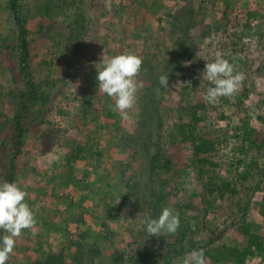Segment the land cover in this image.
I'll use <instances>...</instances> for the list:
<instances>
[{
	"label": "rangeland",
	"instance_id": "374dc122",
	"mask_svg": "<svg viewBox=\"0 0 264 264\" xmlns=\"http://www.w3.org/2000/svg\"><path fill=\"white\" fill-rule=\"evenodd\" d=\"M18 1L29 31L38 97L48 98V104L39 128L24 134L16 181L28 193L26 203L37 222L16 238L8 264H36L60 252L69 264L74 258L70 235L79 231L101 248L95 264H131L136 243L146 239L143 222L153 191L166 196L155 218L169 207L190 220L192 232L180 247L194 243L193 249L205 251L207 264H227L217 257L240 246L237 228L243 215L253 232L264 237V213L256 207L264 208V156L244 181L239 170L244 172L254 155L242 150L240 115L234 106L241 86H246L250 94L242 113L256 119L264 110V0ZM226 10L229 18L236 17L235 27L199 38L196 55L185 59L169 79V88L154 93L151 80L157 81L167 62L179 57L176 41L183 28L195 35L200 27L225 21ZM190 18L196 25L188 27ZM15 31L10 0H0L1 121L13 113ZM104 50L108 56L133 52L150 66V76L136 78L143 87L127 119L111 110L110 97L98 92L96 65ZM217 55L245 79L233 96L208 103L205 94L214 85L202 74ZM153 105L157 109L151 110ZM35 106L36 112L44 109L41 100ZM193 122L192 135L188 126ZM202 137L216 144L213 153L201 155L214 165L197 160L193 146ZM135 138L151 141L152 155L161 151L158 166H148L135 149ZM225 182L236 186L238 194L218 197L210 209L205 204L209 213L195 208L211 183ZM156 240L163 252L173 250L171 235L162 232ZM193 249L165 257L160 264H181ZM248 261L264 264L260 257Z\"/></svg>",
	"mask_w": 264,
	"mask_h": 264
},
{
	"label": "trees",
	"instance_id": "16d2710c",
	"mask_svg": "<svg viewBox=\"0 0 264 264\" xmlns=\"http://www.w3.org/2000/svg\"><path fill=\"white\" fill-rule=\"evenodd\" d=\"M11 12L14 17V23L16 26L15 37H14V49L16 50V61L12 66L13 71V82L15 84L14 92L12 96L13 113L12 115L6 116L3 121L0 120V168L3 172V182H13L16 183L18 170H19V160L22 157L24 147H25V133L28 129L33 127L39 128L40 123L44 120L45 108L48 104V98L43 95L38 97L37 85L34 80V75L32 67L30 64V58L32 56V46L29 42L28 36L29 31L26 25V20L22 14V8L18 0H10ZM229 7L226 9L228 10ZM226 10L224 13V20L221 23H216L213 25H205L200 27V29L195 35H191L190 29L184 27L182 34L177 38V46L179 47V57L176 60L168 61L165 66L166 73L169 79L172 78L178 70L182 68V64L185 59L192 58L196 55L197 40L212 34L214 30L226 32L230 27H235L236 17L229 18V12ZM194 12V9H193ZM192 20L187 19L186 24L189 26L196 25L192 23ZM140 75L150 76V66L143 61ZM157 76V75H156ZM151 88L154 93H157V89L161 90L163 87L159 84L158 80H151ZM242 91L236 95L235 108L239 110L240 115V126L239 133L237 136L243 141L242 150L247 153H252L254 156L251 162L244 166V172L239 174L242 179L247 181L250 170L254 166H258V162L264 156V128L258 125L264 123V110L262 114H259L256 119H254L249 113H242L244 99L248 98L250 94V89L246 86H241ZM41 100L44 109L39 112L34 110V106ZM159 101H156L158 103ZM36 107V106H35ZM144 111L147 107H144ZM157 109V105H153L151 110ZM143 111V112H144ZM153 118V115H152ZM196 119V118H195ZM144 120V118H143ZM195 122L188 126L190 134H195ZM262 125V124H261ZM37 130V129H36ZM38 132V130H37ZM41 132V131H39ZM152 134L149 133L150 139L153 140ZM199 143H194V152L197 156V160L200 164L204 165L206 163L214 165L212 161H208L206 157H201L202 154H209L216 150L215 142H212L208 138L198 139ZM133 142L138 143L135 148L138 153H142L143 158L147 160L148 166L150 168L158 166L160 161L161 151H156L152 155V149L150 148V143L143 142L137 138ZM134 146V145H133ZM140 148V151L139 149ZM243 162V161H242ZM157 163V164H156ZM238 188L232 186L230 182H225L221 184L211 183L210 187L206 188V191L202 192L203 197L198 202L196 209L202 208L204 212L209 213L210 211L206 209L213 208L216 199H222L227 194H238ZM152 191V190H151ZM150 211L147 218H155V211L159 208V205L164 202L166 196L157 195L154 191L150 195ZM206 204V207H205ZM257 211L261 214L264 213V208L262 206H256ZM209 211V212H208ZM180 215V214H179ZM246 215H243V223L237 228L238 237L240 240L239 247H229L226 251H221L218 254V259L225 261L227 264H249L248 258L260 257L264 261V237L256 232H253V227L251 223L246 221ZM146 226V225H145ZM0 230V236L2 234ZM191 231L190 220L180 216V227L177 234L171 235V247L167 248V252H163L162 249L157 247L156 236H149L146 232V239L140 243L137 242L134 247V252L130 257L131 264H160L165 257L168 259L172 255L181 254L187 248L193 249L197 246L193 243L190 247L181 248L180 245H184L185 239L188 237V233ZM215 237L218 236L215 232L212 233ZM87 233L79 231L78 233H73L70 235V242L73 246L74 258L69 264H95V261L101 256V248L95 244H91L88 241ZM247 242L246 244H243ZM168 246V245H167ZM176 247V248H175ZM179 247V248H178ZM6 264H8L6 262ZM36 264H68L65 261L64 252L58 254H50L45 261H39Z\"/></svg>",
	"mask_w": 264,
	"mask_h": 264
},
{
	"label": "clouds",
	"instance_id": "9594fccd",
	"mask_svg": "<svg viewBox=\"0 0 264 264\" xmlns=\"http://www.w3.org/2000/svg\"><path fill=\"white\" fill-rule=\"evenodd\" d=\"M142 64V57L133 52L125 51L108 56L104 50L101 62L96 65L98 92L106 94L114 101L111 110L119 112L123 119L128 118L129 111L135 105L138 88L143 87L136 79ZM202 78L214 85L207 89L205 99L208 103H215L219 97L233 96L245 76L240 72L234 74V68L229 61L217 55L213 62L206 63ZM159 84L165 89L169 88V76L161 75ZM175 86L177 85H173ZM27 197L28 193L18 183L0 182V230L5 233L0 236V264H6L9 260L16 238L24 230L32 229L37 222L32 208L26 203ZM143 223L149 236L157 237L162 232L175 235L180 227V215L171 208L164 207L158 218L149 217ZM181 264H207L205 251L193 249L185 253Z\"/></svg>",
	"mask_w": 264,
	"mask_h": 264
}]
</instances>
